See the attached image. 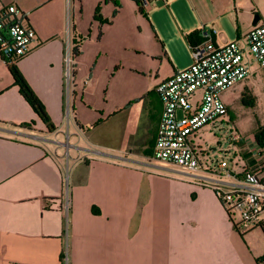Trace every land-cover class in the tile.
Listing matches in <instances>:
<instances>
[{
  "label": "crops",
  "instance_id": "0c3cea01",
  "mask_svg": "<svg viewBox=\"0 0 264 264\" xmlns=\"http://www.w3.org/2000/svg\"><path fill=\"white\" fill-rule=\"evenodd\" d=\"M0 1L37 33L16 66L53 126L0 57V264H257L264 249L242 242L213 189L152 154L162 113L155 89L191 64L186 36L214 31L243 44L254 14L264 24V0H155L143 11L138 0ZM244 90L264 108V67L252 66ZM241 136L240 170L221 178L228 186L242 169L264 166V146Z\"/></svg>",
  "mask_w": 264,
  "mask_h": 264
},
{
  "label": "built area",
  "instance_id": "2783aa9c",
  "mask_svg": "<svg viewBox=\"0 0 264 264\" xmlns=\"http://www.w3.org/2000/svg\"><path fill=\"white\" fill-rule=\"evenodd\" d=\"M155 0H138L141 11ZM202 40L191 48V64L175 72L160 83L155 91L162 103V113L157 129L152 159L188 173L198 184L210 187L217 195L230 221L231 213L238 215L235 230L244 234L264 226V179L260 177L261 163L254 168L242 169L240 183L228 186L221 178H235L224 162L223 175H215L217 181L205 176L198 150L193 139L197 132L215 125L217 120L228 115L222 94L243 81L253 65L264 67V24L251 28L241 44L236 40L222 41L217 32L202 30ZM216 36V40L214 39ZM35 29L27 20V14L15 5L0 1V57L6 63L17 62L29 55L37 46ZM65 80L70 79L71 57L65 58ZM230 141L238 144L242 136L235 132ZM214 174L216 171L212 170ZM69 194L65 192V210L69 209ZM264 264V255L257 261Z\"/></svg>",
  "mask_w": 264,
  "mask_h": 264
},
{
  "label": "rangeland",
  "instance_id": "374dc122",
  "mask_svg": "<svg viewBox=\"0 0 264 264\" xmlns=\"http://www.w3.org/2000/svg\"><path fill=\"white\" fill-rule=\"evenodd\" d=\"M245 96L244 80L224 92L222 100L228 107V115L218 119L215 125H207L201 128L192 140L194 146L201 150L199 156L204 169L210 168L216 171L217 175H223L225 172V169L218 167L219 163L222 162L226 164V169H231L235 174L240 170V167L238 168L235 164L237 162L235 152H237L238 148H241L242 141L238 144L232 143L230 136L233 133L238 132L240 135L250 137L257 132L262 133L264 130V108L262 106L253 108L249 105V100ZM185 174L187 177L182 176L189 181L196 182L188 173ZM231 213L233 214V217L231 216L233 223L230 222V224L234 228L233 224L238 222V215L234 211ZM263 218L264 213L261 215V219ZM241 240L246 246L248 245L253 249H264V232L259 227L243 234ZM263 255L264 252L257 257V261Z\"/></svg>",
  "mask_w": 264,
  "mask_h": 264
},
{
  "label": "trees",
  "instance_id": "16d2710c",
  "mask_svg": "<svg viewBox=\"0 0 264 264\" xmlns=\"http://www.w3.org/2000/svg\"><path fill=\"white\" fill-rule=\"evenodd\" d=\"M94 19L98 20V21H102V18H101L100 13H99V7H97L95 9ZM80 39H83V38H80ZM80 39L75 40L74 46L72 48V59H74V57H77L80 54V50H79L80 49L79 43L81 41ZM186 39H187V42H188L190 48H192L194 45H196L197 43H199L202 40V38L199 36L198 32H193V33L188 34L186 36ZM17 62H14V63L13 62H11V63L6 62L8 71L13 78L14 84L18 87L20 95L29 104V106L31 107L33 112L36 114V116L40 120H42L43 123H45L47 125V128L49 131H52L53 126L50 123V120H49V118L45 112L43 104L40 102V100L33 93L31 88L29 87V85L27 84V82L25 81V79L23 78L21 73L19 72V70L16 66ZM245 97H247V96H245ZM247 99L249 100V102H248L249 105L253 107L254 106L253 99L251 97H247ZM254 139L258 145L264 146V130L262 133H260V132L255 133Z\"/></svg>",
  "mask_w": 264,
  "mask_h": 264
},
{
  "label": "water",
  "instance_id": "95a60500",
  "mask_svg": "<svg viewBox=\"0 0 264 264\" xmlns=\"http://www.w3.org/2000/svg\"><path fill=\"white\" fill-rule=\"evenodd\" d=\"M259 19H260L259 15L258 14H254L252 25L255 26L258 23Z\"/></svg>",
  "mask_w": 264,
  "mask_h": 264
}]
</instances>
